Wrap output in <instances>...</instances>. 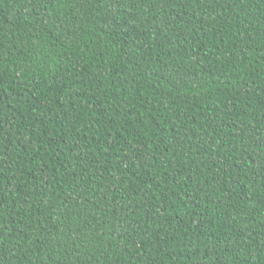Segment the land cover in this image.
<instances>
[{
  "label": "trees",
  "instance_id": "16d2710c",
  "mask_svg": "<svg viewBox=\"0 0 264 264\" xmlns=\"http://www.w3.org/2000/svg\"><path fill=\"white\" fill-rule=\"evenodd\" d=\"M0 264H264V0H0Z\"/></svg>",
  "mask_w": 264,
  "mask_h": 264
}]
</instances>
